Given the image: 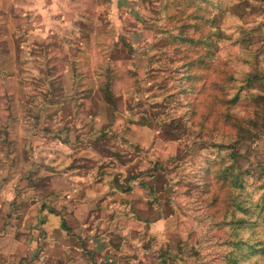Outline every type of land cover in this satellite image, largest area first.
Segmentation results:
<instances>
[{
	"label": "rangeland",
	"instance_id": "1",
	"mask_svg": "<svg viewBox=\"0 0 264 264\" xmlns=\"http://www.w3.org/2000/svg\"><path fill=\"white\" fill-rule=\"evenodd\" d=\"M98 1L92 22L70 4L81 48L69 54L68 36L28 35L44 26L40 0H0V190L20 175L44 191L50 171L90 175L80 191L92 186V211L81 205L78 214L92 223L93 244L108 247L102 257H115L98 264H161L165 253L167 264H264V246H250L264 230L232 229L244 215L229 198L214 200L224 194L207 158L230 163V149L204 143L239 136L235 168L250 172L256 201L264 192V91L247 79L255 62L264 64V0H128L116 14ZM47 2L45 27L56 30L53 17L73 12ZM86 44L90 55L79 53ZM66 158L64 168L55 164ZM83 197L50 201L72 214ZM28 202L16 200L22 214ZM43 207L56 214L51 203ZM54 249L44 252L49 264Z\"/></svg>",
	"mask_w": 264,
	"mask_h": 264
},
{
	"label": "crops",
	"instance_id": "2",
	"mask_svg": "<svg viewBox=\"0 0 264 264\" xmlns=\"http://www.w3.org/2000/svg\"><path fill=\"white\" fill-rule=\"evenodd\" d=\"M92 1L93 0H55L54 4L57 9L58 7L60 9L61 6H64L66 7V11L71 10L73 13L69 15H67V13H62V17L60 15H55L52 20L56 22V24L61 25H54L55 27L57 26L56 30H50L46 29L45 24L48 26L46 18L48 14H53V11L48 7L49 4L47 0H40V2H38V13L42 14L43 18L41 22H37V20L34 22L38 24L43 23L44 26L41 24V26L34 25V27L27 32L29 33L28 35L31 37L32 34H40L48 38L54 35L63 38L64 42L70 38V43L72 42L70 45L73 44V46L68 45V53L70 54L71 49L76 50V48H81V46L75 43V41H72L73 39L77 40L76 37L80 35V30L73 24L75 20H77L76 16L78 17L77 9H70L69 6L73 4L74 6L84 7V13L88 14L85 19H90L89 22H92ZM100 1L102 0L98 2ZM110 1L111 3L108 0L103 1L102 5L108 7L109 4H111L109 10L113 11V14H116L117 11L121 10L118 9L121 3H127L128 0ZM134 1L136 2V0ZM135 2L133 3L135 4ZM81 11L82 10H80V12ZM33 19H35V15L32 17V20ZM87 38H92V33ZM86 45L87 46L82 47L83 51L79 53L92 54V49L88 48V44ZM40 144L41 142H39V145ZM42 148L43 145H40V149ZM71 161V158H66L64 161L63 159L60 161L58 160L55 164H59L60 167L64 168L68 164H71ZM74 170L63 169V171H50L46 176L49 177L47 185H44L47 191H44L43 187L33 186L28 178L21 175L12 180V183H9V190H7V188L0 190V255L1 252H8V254H6V259L0 264H49L48 259L51 256L48 257L49 253L44 254V252L47 249L53 250L54 248V251H56L55 254H57L56 264H98L103 260L108 261L115 259L113 256L112 259H105L109 255L107 253L105 255L104 253L105 251L107 252L108 247L105 248V251H102V249H104L101 248L102 246L93 244L97 238L92 239V223L86 221L87 219L81 221V216L84 217V215H79L78 209L83 205L87 206L88 210H90L89 213L92 211L93 193L91 185L86 187L85 190L80 191V180H88L90 175H88V177L82 176L75 173ZM6 173H8V171ZM1 178L0 176V179ZM90 182L92 181L90 180ZM97 188L98 187L94 189V193H96ZM79 193L84 196V202L80 204L73 199L75 203L74 213H65L67 205L54 206V202H66L63 201L65 196L72 199ZM20 198L24 201H29L27 204L28 207L23 214L21 213L23 209L15 204L16 200L18 201ZM44 203H51V206L55 208L56 214H52L51 210L49 211L48 209L42 211ZM71 208L72 207L68 206L69 210ZM20 215H22L21 218ZM102 240L105 241V238ZM78 241L85 243H82L81 247H78L76 243ZM82 247H84V249H82ZM92 249L97 252H95L94 259L92 257ZM72 250H81L82 255H78L77 252L71 253ZM67 251L68 255L66 254ZM103 254L105 258L102 257ZM51 258L50 262L53 260V257Z\"/></svg>",
	"mask_w": 264,
	"mask_h": 264
},
{
	"label": "trees",
	"instance_id": "3",
	"mask_svg": "<svg viewBox=\"0 0 264 264\" xmlns=\"http://www.w3.org/2000/svg\"><path fill=\"white\" fill-rule=\"evenodd\" d=\"M192 5H187V7H190ZM185 20H187V15L185 16ZM182 38V37H181ZM189 40V39H187ZM195 61H200V60H195ZM190 65V64H189ZM247 81L249 82V84L252 85H260L261 88H263L262 90L264 91V64L262 65V63H254L253 65V72H251L248 76ZM262 94V93H261ZM240 98L239 94H236L234 97H232V101H229L230 103L234 104V100H237ZM232 104V105H233ZM228 114L225 115V118L227 119L226 121L230 122H235L236 124V130L239 129L241 130V128L244 126V124H240V122H236L235 120H233L232 114H230L229 110H227ZM224 113H222L223 117ZM231 124V123H230ZM239 136H237V139L234 138L233 143L227 144V143H222V142H212V143H208V141H205L204 143L206 145H208L209 147H214L216 149L217 152L220 151V148H229V154L228 157L230 159V163H226L225 159H222L220 161H218L217 159H209L207 158V163L208 165L210 164L212 166V164L214 165L215 169V178L216 181L218 183H221L220 189L222 191H220V193L223 196H217L215 195L214 200L217 201H221L223 202V199H227L229 198L230 201H232V205H234L236 207V211L240 212L242 215H244L243 217H245L243 219L242 218H235L233 219L230 224L233 225V223L238 222L241 224V227L245 226V225H249L250 227H253V229L255 228L257 232V234L259 235L261 230H264V192L262 193V195H260V197L256 200L253 201L252 200V195L249 193L248 191V187L249 184L247 182V179L245 176H247V174H249V171L244 172L245 175H243L241 172L238 171V168L236 170V159L238 158V152L236 151V146L238 145L237 142L239 141L238 139ZM206 166L205 169L211 173V169L209 168V166ZM251 176V175H250ZM249 176V177H250ZM252 178H254L256 180V178L254 176H252ZM29 179V178H28ZM30 180V179H29ZM32 183V180H30ZM33 184V183H32ZM34 186V184H33ZM114 188V187H113ZM259 188H264V184L263 183H259ZM130 191L131 189H123L122 191ZM254 196V195H253ZM46 204V206H48L49 203H44ZM47 210V208L42 206V211L43 210ZM256 214V217L253 218L252 216ZM262 222L263 226H260ZM231 226V225H230ZM237 226V224H236ZM236 226H231L232 229L234 228H241V227H236ZM249 228V227H248ZM253 229H249L250 234L253 235L254 231ZM257 235V236H258ZM237 234L234 235V238L232 239L233 244L235 245V243H237ZM242 239V238H241ZM244 243H249L247 240L242 239L240 241L239 245H242ZM250 246L253 247H259L258 249H260V246H264V240L262 241V243H258L257 245H255L254 243H250ZM238 246H236L237 249ZM239 248V247H238ZM264 248V247H263ZM236 252L233 251L230 255L235 254ZM168 253H165L163 255V261L161 264H167L168 263ZM239 259L236 258L235 259V264H239Z\"/></svg>",
	"mask_w": 264,
	"mask_h": 264
}]
</instances>
